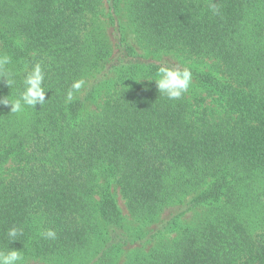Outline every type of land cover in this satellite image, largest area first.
<instances>
[{"label":"trees","instance_id":"obj_1","mask_svg":"<svg viewBox=\"0 0 264 264\" xmlns=\"http://www.w3.org/2000/svg\"><path fill=\"white\" fill-rule=\"evenodd\" d=\"M103 1L0 0V53L16 73L12 87L0 77V97L19 96L37 61L50 88L43 107L0 105V167L10 163L0 249L55 264H264V0H124L140 48L177 57L213 105L198 93L169 100L144 78L163 59L129 41L121 0H107L113 54ZM88 78L86 94L66 102ZM112 183L142 226L125 224ZM176 202L180 212L161 219ZM12 226L23 235L9 243ZM49 228L54 239L42 235Z\"/></svg>","mask_w":264,"mask_h":264},{"label":"clouds","instance_id":"obj_2","mask_svg":"<svg viewBox=\"0 0 264 264\" xmlns=\"http://www.w3.org/2000/svg\"><path fill=\"white\" fill-rule=\"evenodd\" d=\"M213 13H218V8L215 4L210 5ZM12 58L8 54L0 53V77H5L7 84L13 86L15 83L16 73L10 67ZM23 77L24 89L15 98L10 96L0 97V105L11 107V113H20L26 107L35 108L37 104L42 107L46 103L45 79L47 74L46 66L42 61H37L31 65L30 70L25 68ZM147 78L150 82L155 81L160 94L165 95L169 100H178L189 91L193 82V72L191 68L185 66L170 64L166 60H162L157 72L156 78ZM142 79V78H141ZM141 79H136L140 81ZM84 85L83 80L74 81L67 92L66 102H70L74 98V94L78 92ZM23 235V228L12 226L7 231V237L10 242L18 240V237ZM46 238H55L56 232L54 229H47L42 233ZM23 255L20 250L10 248L8 251L0 249V264H23Z\"/></svg>","mask_w":264,"mask_h":264},{"label":"rangeland","instance_id":"obj_3","mask_svg":"<svg viewBox=\"0 0 264 264\" xmlns=\"http://www.w3.org/2000/svg\"><path fill=\"white\" fill-rule=\"evenodd\" d=\"M120 10H119V14L117 15L118 18L120 19V23L122 24V26L124 27V31L126 32V35L129 38V41L134 44L135 46L138 47V49L140 50V52L144 53L146 52L145 50H142L140 48V46L138 45V40L136 38V34L133 31V28L131 27V25H129V22L126 19V1L121 0L120 2ZM108 13H109V3L107 0H104L100 6V10H99V23L104 27V31L107 34L108 39L110 40V42L113 44V54H115L118 51V25L115 23H112L109 18H108ZM117 29V30H116ZM144 51V52H143ZM147 53V52H146ZM149 57H154L156 59H163L166 60L168 62L173 63L174 65H179L182 66L183 63H181L179 61V59L177 57H173L170 53L168 54H161L159 58H157L156 56H154L153 54H146ZM212 61H209L207 64V69L209 68V64H211ZM92 80L91 79H86L84 81V85L82 86V88L80 89V96H84L87 92V90L89 89V87L91 86ZM107 87L100 89L99 93L95 96V98H91L87 101L86 104V108L85 111L83 112L84 115L86 114H90L95 112L100 103L102 102L104 95L107 94ZM189 95H192L194 93H198L200 96L205 97L206 101L205 104L209 105H213V99L211 96H207L206 93H204L200 88L194 86L191 84L190 88H189ZM195 105V104H194ZM9 164L7 163L5 164L3 167H0V177H5L7 172H8V168H9ZM111 190L112 193L116 199V202L119 206V209L121 210V214L123 217V220L125 222L126 225H128L129 227H131L132 229H137L138 227L142 226L140 222L136 221L130 214L129 209L127 207L126 204V200L124 199L122 193L120 192V188L118 185L113 184L111 186ZM189 197H186L185 201L188 200ZM182 203L183 202H176L174 203L171 207L167 208L162 214H161V219L164 218H168L174 214H176L177 212H180V210L182 209ZM201 212H197V210H195L194 212H189L188 214L186 213L185 217H182L181 222L182 225L186 224V223H190V222H194L196 220V218L198 217V215ZM154 225V224H153ZM150 227H152V225H150ZM176 234V232L171 233L170 235L174 236ZM172 236H168V237H172ZM154 241H150L148 243V247H146V249H149L152 244H154ZM136 244L132 245V246H128L125 248L124 253L122 254V261L124 260V255L127 252H130L131 250H133ZM23 264H55L52 263L51 261H47L41 258H30L28 260H23Z\"/></svg>","mask_w":264,"mask_h":264}]
</instances>
